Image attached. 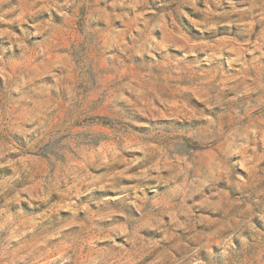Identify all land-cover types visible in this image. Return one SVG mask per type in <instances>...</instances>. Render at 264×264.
Returning <instances> with one entry per match:
<instances>
[{
    "label": "rangeland",
    "instance_id": "374dc122",
    "mask_svg": "<svg viewBox=\"0 0 264 264\" xmlns=\"http://www.w3.org/2000/svg\"><path fill=\"white\" fill-rule=\"evenodd\" d=\"M0 264H264V0H0Z\"/></svg>",
    "mask_w": 264,
    "mask_h": 264
}]
</instances>
